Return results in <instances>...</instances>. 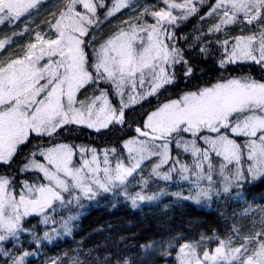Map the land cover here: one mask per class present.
Instances as JSON below:
<instances>
[{
    "label": "snow or ice",
    "instance_id": "1",
    "mask_svg": "<svg viewBox=\"0 0 264 264\" xmlns=\"http://www.w3.org/2000/svg\"><path fill=\"white\" fill-rule=\"evenodd\" d=\"M3 24L15 27L0 38V264H30L71 236L86 201L210 207L264 182V0H0ZM84 129L123 134L103 148L67 139ZM245 203L248 217L257 206ZM230 219L223 232L147 239L140 255L264 264V207Z\"/></svg>",
    "mask_w": 264,
    "mask_h": 264
},
{
    "label": "trees",
    "instance_id": "2",
    "mask_svg": "<svg viewBox=\"0 0 264 264\" xmlns=\"http://www.w3.org/2000/svg\"><path fill=\"white\" fill-rule=\"evenodd\" d=\"M197 17H190L179 29L185 33H189L197 23ZM234 71H251L247 66L244 68L234 67ZM254 74L259 76V71ZM141 109L136 106V110L129 112V119L139 120ZM124 131H129L125 129ZM122 132L113 130L111 132L104 131L102 135H97L95 131L84 129L81 132H72L66 134L70 141L77 143H89L99 148L105 145L117 143L122 137ZM264 182L258 181L253 185V193L262 192ZM107 197H103L99 202L107 201ZM105 212H112L109 217L110 223H107L104 215L96 217L95 207L92 203L85 202V206L80 209L79 218L74 222L76 227L73 229L71 236H65L58 239L53 244L46 245L37 257L30 258V264H44L46 258H55L61 256L62 264H67V257L61 254L67 252L69 256L79 255L83 264H102L106 254H133L137 260L141 258L138 245L147 239H159L166 237L175 232H181L186 236H198L201 231L210 233L212 229H219V224L223 222L214 214H206L202 210L196 209L195 206H185L183 209H174L166 216L156 215L154 212L147 211L142 213L137 208L133 209L129 204L121 201L113 207H103ZM75 210V209H74ZM108 225V227H107ZM102 228L105 236H97L95 230ZM108 228V230L106 229ZM89 251L88 254H82V251ZM97 257L101 260H97ZM92 260L90 261V259ZM165 258L161 257L156 264H164Z\"/></svg>",
    "mask_w": 264,
    "mask_h": 264
},
{
    "label": "rangeland",
    "instance_id": "3",
    "mask_svg": "<svg viewBox=\"0 0 264 264\" xmlns=\"http://www.w3.org/2000/svg\"><path fill=\"white\" fill-rule=\"evenodd\" d=\"M44 2L46 4H51L52 0H44ZM141 2H155V0H141ZM119 15V14H117ZM15 25H7V24H3L0 25V38H2V34L4 32H9L11 31L12 28H14ZM192 30V29H191ZM190 30V31H191ZM105 31H107V29H105ZM189 31V32H190ZM27 36L26 35H22L19 37H13V41H15V43H19V44H23L26 40H27ZM15 43L13 44V48H15ZM7 47V46H6ZM3 51V50H0ZM94 131V130H91ZM258 181H254L252 184L246 185L245 186V196H244V200H236V199H228V200H224L221 199L220 201H213V203L211 204V206H204V205H197L194 204L191 201H177L175 200V198L171 197V196H164L162 197L159 201H155V202H143L141 203V205L137 208L139 211H141L142 213L147 212V211H151V213H155L156 215H160V216H166L167 214L171 213L172 211H174V209H183L185 206H195L197 209H203L202 211L205 212L206 214H214L217 215L218 218L223 222L222 224H219V229H217L220 232H223L226 228L227 225H229L231 223V217L233 216V213L235 212L237 214V216L245 223H247V220L251 219V217L254 215L257 218H259V212H260V208L264 207V191L257 193L256 194H249L248 189L253 187V185H256L258 183ZM170 191L172 190H176V185L173 184L170 186ZM103 197H99L97 198V201H100ZM108 200V199H107ZM97 201H91L88 203H92V205H94ZM245 201H249L251 202L254 206L252 213L248 216V217H243L241 214V210L243 208H247L248 204L245 203ZM164 204H169L168 208L164 207ZM107 229V228H106ZM89 251L83 250L82 254H88ZM162 256L160 255H155V256H151V257H141L139 258L138 261L143 260L144 264H156V261L158 259H160ZM92 260V258L90 259V261ZM101 260V259H99Z\"/></svg>",
    "mask_w": 264,
    "mask_h": 264
},
{
    "label": "flooded vegetation",
    "instance_id": "4",
    "mask_svg": "<svg viewBox=\"0 0 264 264\" xmlns=\"http://www.w3.org/2000/svg\"><path fill=\"white\" fill-rule=\"evenodd\" d=\"M103 204L105 205V207L110 206L113 209V206H111L108 201H103V202L97 201L94 204V207H95L94 213L96 214V217L100 216V214L102 213L104 215L105 219H107V223H110V221H113V218H112V220H109V217H112V212H109V213L105 212L104 208L99 209V206L101 205L103 207ZM107 227H108V225H107ZM107 230H108V228H107ZM105 233H106V230L103 233L102 228H99V227L95 230V234L97 236H104L106 238Z\"/></svg>",
    "mask_w": 264,
    "mask_h": 264
}]
</instances>
